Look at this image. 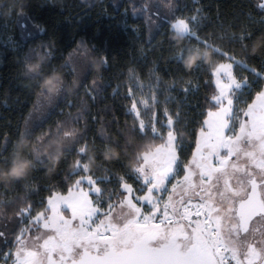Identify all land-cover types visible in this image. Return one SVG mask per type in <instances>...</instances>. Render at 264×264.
<instances>
[{"label": "snow or ice", "instance_id": "1", "mask_svg": "<svg viewBox=\"0 0 264 264\" xmlns=\"http://www.w3.org/2000/svg\"><path fill=\"white\" fill-rule=\"evenodd\" d=\"M160 3L174 16L173 21L162 19L184 41L175 60L185 63V57L210 52L211 58L221 61L213 65L201 56L191 67L207 72L205 83L214 84L213 94L206 97L210 110L199 127V137L195 129L182 123L179 112L165 108L164 119H160L154 111L158 104L155 95L138 97L129 88L127 110L134 114L130 132L138 141L135 145L132 139L127 142L132 146V169L123 175L104 169L106 176H96L91 168L95 153L89 155L83 131L72 126L78 119L67 125L58 123L55 132L49 130L33 143L31 151L36 155L28 154L32 161L28 174L5 183L27 186L37 163L50 160L48 155L41 158L42 150L49 146L55 155L58 142L61 153L74 152L76 156L65 177L71 187L66 195L50 188L46 205L41 201L43 210L35 215L31 204L17 210V224H30L18 230L13 227L7 234L0 230V264H264V47L252 55L261 57L259 69L247 60L253 42L264 36V0L257 5L262 16L261 35L243 26L229 36L231 43L239 46L242 58L198 34L202 19H206L202 7L193 15L176 17L173 0ZM156 11H160L159 3ZM45 47L49 49L45 55L51 59V45ZM25 65L28 73L43 75L40 63L34 71H28L29 60ZM129 75L138 78L131 68ZM175 86L173 81L170 87ZM64 89L65 81L59 78L49 81L47 87L40 85L38 95L51 101ZM189 90L182 89L184 93ZM23 135L30 132L26 129ZM187 137L195 138L191 160L186 156ZM8 162L0 149V163ZM113 176L120 191L107 189ZM11 203L0 199V216L3 207Z\"/></svg>", "mask_w": 264, "mask_h": 264}, {"label": "trees", "instance_id": "2", "mask_svg": "<svg viewBox=\"0 0 264 264\" xmlns=\"http://www.w3.org/2000/svg\"><path fill=\"white\" fill-rule=\"evenodd\" d=\"M173 2L176 17L193 15L196 8L202 7L206 19H202L198 34L210 38L223 51L235 52L237 58H242L240 49L231 43L230 35L239 33L243 26L256 36L261 35L262 16L257 5L262 0ZM158 3L166 8V13L154 11L153 6ZM163 17L174 20L173 12L160 0H0V149L9 161L7 165L0 163V168L10 166L18 145H24L22 154L26 159L29 153L34 157L31 150L38 137L49 130L55 132L58 123L67 125L78 119L72 126L83 131L89 155L95 153L91 168L96 176H106L104 169L118 175L131 171L132 146L127 142L132 139L135 145L138 141L130 132L134 114L127 110L129 88L138 97L155 95L158 104L154 111L160 119H164L165 108L170 113L179 112L182 123L189 130L195 129V136L199 137V127L210 110L206 97L213 94L214 84L205 83L207 72L193 71L174 59L184 41L172 33ZM81 44L89 50L92 63L83 82L75 86L76 76L68 59ZM47 45H51V59L45 55ZM26 59L32 64L40 63L43 75L28 73ZM247 60L250 66L260 68L261 57L252 56L249 51ZM219 62L211 58L210 63ZM130 68L135 70L137 79L130 77ZM54 73L65 81L64 92L56 106L25 136L24 125L35 106L40 85ZM173 81L176 86L170 87ZM188 81H192L191 86ZM185 87L190 88L187 93L182 91ZM194 139L187 137V159L195 150ZM106 145L119 153L118 158L105 157ZM75 159L74 152H62L55 163L47 159L44 164L37 163L27 186L0 182V199L12 201L3 207L0 223L18 220L15 213L26 204L32 205L33 215L42 211L41 201L46 205L50 188L66 194L71 181L66 183L65 177ZM127 182L137 187L132 179ZM106 186L109 192L121 190L115 176ZM24 225L16 222L17 230Z\"/></svg>", "mask_w": 264, "mask_h": 264}, {"label": "rangeland", "instance_id": "3", "mask_svg": "<svg viewBox=\"0 0 264 264\" xmlns=\"http://www.w3.org/2000/svg\"><path fill=\"white\" fill-rule=\"evenodd\" d=\"M156 5L157 4H155V6H153L154 11H156ZM165 11H166V8H163L160 5L159 13L164 14ZM155 24H157V23H155ZM155 27H156V25H155ZM91 63H92V61L90 59V52L82 44L77 48V50H75L74 52H72L70 54L69 59H68V65L76 76L74 79L75 86H78L81 82H83V80L85 79V77L87 76V74L89 72V69L91 67ZM59 97H60V94H58L55 99L48 101V100L44 99L43 97L38 96L34 108L32 109V111L30 112V114L27 117L26 123L24 125V132L26 129L29 132L32 131V129L35 127V125L37 123H39L41 120H43V118H45V116L56 106ZM206 119H208V116ZM225 134L229 135L230 133H225ZM194 152H195V150H194ZM42 153H43V150H42ZM191 159H192V155L188 158V160H191ZM235 159L236 158L233 157V160H235ZM239 163L241 165H243L244 160L241 159L239 161ZM229 171H231V169H229ZM234 182L235 181H233V183ZM173 183H175V181H173ZM84 191L88 192L87 185L84 186ZM62 194H64V193H62ZM137 194H139V193H137ZM91 198L95 199L94 196H92ZM164 199L166 200L167 197H165ZM197 202L198 201L194 198L193 203H197ZM192 211L194 212L195 209H192ZM65 215H66V217H69L70 213H66ZM200 219H203V216H201ZM16 222H17V220H15V219L8 222V223L2 222V223H0V230L6 231V234H7L9 229L16 227ZM26 226H29V225L25 224L24 227H26ZM10 239H11V235H9V241H10ZM0 247H3L2 242H0Z\"/></svg>", "mask_w": 264, "mask_h": 264}, {"label": "clouds", "instance_id": "4", "mask_svg": "<svg viewBox=\"0 0 264 264\" xmlns=\"http://www.w3.org/2000/svg\"><path fill=\"white\" fill-rule=\"evenodd\" d=\"M264 47V36L257 37L256 41L253 42L252 47L250 48V54L254 55L258 53L261 48ZM201 56H204L207 58L208 62H211V53L210 52H204V53H196L193 55H190L186 61L185 65L188 68H191L195 62L201 58ZM35 70V64H32L28 71H34ZM61 76L58 73H54L52 76L45 78L43 84L44 86H48L49 81H54L55 79H59ZM24 145H18V150L16 154L13 156L11 164L8 168H0V182H8L20 177H23L28 174V172L31 169L32 161L26 159L22 154V149ZM57 152L55 155L51 154V149L49 146H45L43 149V154L48 155L49 159L55 163L59 160V157L61 155V152L59 149L62 147L58 142L56 144ZM119 155V153L116 152L115 149H111L109 152L105 153V157L107 159H113L116 158Z\"/></svg>", "mask_w": 264, "mask_h": 264}]
</instances>
